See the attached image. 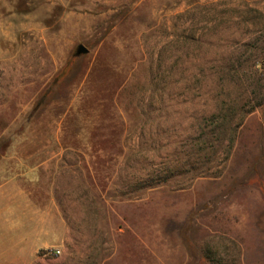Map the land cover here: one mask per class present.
I'll use <instances>...</instances> for the list:
<instances>
[{
  "label": "rangeland",
  "instance_id": "374dc122",
  "mask_svg": "<svg viewBox=\"0 0 264 264\" xmlns=\"http://www.w3.org/2000/svg\"><path fill=\"white\" fill-rule=\"evenodd\" d=\"M0 179V264H264V0H0Z\"/></svg>",
  "mask_w": 264,
  "mask_h": 264
},
{
  "label": "crops",
  "instance_id": "0c3cea01",
  "mask_svg": "<svg viewBox=\"0 0 264 264\" xmlns=\"http://www.w3.org/2000/svg\"><path fill=\"white\" fill-rule=\"evenodd\" d=\"M33 179H0V197L5 199L6 197H16L20 193H25L24 184H31ZM4 209V210H2ZM2 211L6 215L7 208L2 207ZM11 210V209H10ZM8 210V211H10ZM14 210V209H12ZM0 213V214H1ZM6 248V247H5ZM4 248V249H5ZM6 260V257H5ZM6 262V261H5ZM34 259H31V253L25 258L16 259L13 261L15 264H32Z\"/></svg>",
  "mask_w": 264,
  "mask_h": 264
},
{
  "label": "water",
  "instance_id": "95a60500",
  "mask_svg": "<svg viewBox=\"0 0 264 264\" xmlns=\"http://www.w3.org/2000/svg\"><path fill=\"white\" fill-rule=\"evenodd\" d=\"M89 53L88 49H86L83 45H80L77 51V55H87Z\"/></svg>",
  "mask_w": 264,
  "mask_h": 264
},
{
  "label": "built area",
  "instance_id": "2783aa9c",
  "mask_svg": "<svg viewBox=\"0 0 264 264\" xmlns=\"http://www.w3.org/2000/svg\"><path fill=\"white\" fill-rule=\"evenodd\" d=\"M55 254H60V252L57 250V251H55Z\"/></svg>",
  "mask_w": 264,
  "mask_h": 264
},
{
  "label": "trees",
  "instance_id": "16d2710c",
  "mask_svg": "<svg viewBox=\"0 0 264 264\" xmlns=\"http://www.w3.org/2000/svg\"><path fill=\"white\" fill-rule=\"evenodd\" d=\"M206 142V141H205ZM208 157V154H206L205 156H204V158L203 159H205V158H207Z\"/></svg>",
  "mask_w": 264,
  "mask_h": 264
}]
</instances>
